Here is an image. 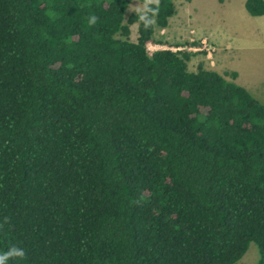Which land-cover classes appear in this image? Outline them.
Listing matches in <instances>:
<instances>
[{
  "label": "trees",
  "instance_id": "trees-1",
  "mask_svg": "<svg viewBox=\"0 0 264 264\" xmlns=\"http://www.w3.org/2000/svg\"><path fill=\"white\" fill-rule=\"evenodd\" d=\"M130 1L0 0L4 264H264V103Z\"/></svg>",
  "mask_w": 264,
  "mask_h": 264
},
{
  "label": "rangeland",
  "instance_id": "rangeland-1",
  "mask_svg": "<svg viewBox=\"0 0 264 264\" xmlns=\"http://www.w3.org/2000/svg\"><path fill=\"white\" fill-rule=\"evenodd\" d=\"M148 1L131 0L126 17L133 11L143 12ZM245 1L174 0L176 13L169 18L166 27L156 26L154 32L156 41L165 43L152 42L148 48L151 52L171 47L173 50L196 52L189 61L193 70L200 63L206 68L216 67L221 71L225 67L236 69L240 73V83L250 85L252 81L255 87L250 85L251 92L264 103V15L250 14ZM131 29L130 39L135 40L138 23L132 24ZM216 55L225 56L223 62H217ZM226 78L233 79L231 74H226ZM258 257L259 249L255 242H251L244 256L234 264H254Z\"/></svg>",
  "mask_w": 264,
  "mask_h": 264
},
{
  "label": "clouds",
  "instance_id": "clouds-1",
  "mask_svg": "<svg viewBox=\"0 0 264 264\" xmlns=\"http://www.w3.org/2000/svg\"><path fill=\"white\" fill-rule=\"evenodd\" d=\"M94 19H95V17L92 18V20H94ZM139 19L145 20L144 15L141 14L139 16ZM151 23H152L151 20H145V25L146 26L151 24ZM13 254L18 256V257H23L25 255L24 250L22 248L12 247L8 252H0V264H4L5 259L9 255H13Z\"/></svg>",
  "mask_w": 264,
  "mask_h": 264
},
{
  "label": "crops",
  "instance_id": "crops-1",
  "mask_svg": "<svg viewBox=\"0 0 264 264\" xmlns=\"http://www.w3.org/2000/svg\"><path fill=\"white\" fill-rule=\"evenodd\" d=\"M212 42H214L215 44H216V42H215V40L213 39V41ZM211 42V43H212ZM213 43V44H214ZM217 46V45H216ZM197 54V53H196ZM216 58H217V62H219V61H221V62H223V58L225 59V56H223V55H216ZM212 63H214L213 61H212ZM215 65H216V61H215ZM218 67H219V64H218ZM211 69H214V70H216V71H218L219 73H221L222 75H224L225 77H226V74H230L231 72H233V71H236L237 72V77L236 78H233V80H235L236 82H238V83H240V73L236 70V69H230V68H226L225 67V69H223L222 71L219 69V68H216V67H214V68H211ZM240 84H242V83H240ZM249 84L251 85V87H255V85H254V83L252 82V81H250L249 82ZM243 85V84H242ZM250 85H244L245 87H247L250 91H251V87H250Z\"/></svg>",
  "mask_w": 264,
  "mask_h": 264
},
{
  "label": "built area",
  "instance_id": "built-area-1",
  "mask_svg": "<svg viewBox=\"0 0 264 264\" xmlns=\"http://www.w3.org/2000/svg\"><path fill=\"white\" fill-rule=\"evenodd\" d=\"M178 48H181V47H178ZM171 49H174V48L171 47ZM208 54H211V51L208 50Z\"/></svg>",
  "mask_w": 264,
  "mask_h": 264
}]
</instances>
